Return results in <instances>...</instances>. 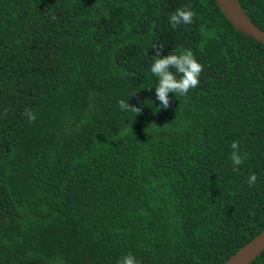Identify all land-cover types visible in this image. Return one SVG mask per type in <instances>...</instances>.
<instances>
[{
    "label": "trees",
    "instance_id": "16d2710c",
    "mask_svg": "<svg viewBox=\"0 0 264 264\" xmlns=\"http://www.w3.org/2000/svg\"><path fill=\"white\" fill-rule=\"evenodd\" d=\"M156 49L203 66L167 109ZM263 229L264 44L215 0H0V264H222Z\"/></svg>",
    "mask_w": 264,
    "mask_h": 264
},
{
    "label": "clouds",
    "instance_id": "9594fccd",
    "mask_svg": "<svg viewBox=\"0 0 264 264\" xmlns=\"http://www.w3.org/2000/svg\"><path fill=\"white\" fill-rule=\"evenodd\" d=\"M195 16L191 7H181L176 9L174 13L169 16V23L173 28L181 24H191ZM55 19V16L52 17ZM152 48H156L154 45ZM153 62L150 66L151 73L157 78L155 86L156 98L160 101V106L167 109L170 106L169 93L175 96L184 97L188 94L190 89L196 88L199 83V76L203 70V66L195 59L191 50L183 49L179 53H173L166 56H161L160 50L156 49ZM174 69V71H173ZM151 89V88H149ZM133 93L132 95H135ZM119 106L124 111L134 112L136 115L142 111L141 107L133 106L128 101L120 100ZM29 122H34L36 116L31 111H26ZM155 126V125H152ZM230 159L234 166H239L243 163V159L239 153V141L231 143ZM234 171H238V167H234ZM257 177L255 173L250 174L247 183L249 186H254ZM117 264H139L136 257L131 253L121 257Z\"/></svg>",
    "mask_w": 264,
    "mask_h": 264
},
{
    "label": "water",
    "instance_id": "95a60500",
    "mask_svg": "<svg viewBox=\"0 0 264 264\" xmlns=\"http://www.w3.org/2000/svg\"><path fill=\"white\" fill-rule=\"evenodd\" d=\"M229 22L247 36L264 44V30L249 17L239 0H215ZM264 251V229L222 264H249Z\"/></svg>",
    "mask_w": 264,
    "mask_h": 264
}]
</instances>
